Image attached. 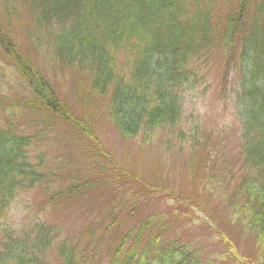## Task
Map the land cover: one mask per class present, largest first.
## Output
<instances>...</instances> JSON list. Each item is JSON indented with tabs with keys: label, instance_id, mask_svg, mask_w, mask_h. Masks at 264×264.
Listing matches in <instances>:
<instances>
[{
	"label": "trees",
	"instance_id": "obj_1",
	"mask_svg": "<svg viewBox=\"0 0 264 264\" xmlns=\"http://www.w3.org/2000/svg\"><path fill=\"white\" fill-rule=\"evenodd\" d=\"M214 60L222 65L218 97L231 103L239 125L240 164L226 176L225 163L204 149L208 136L185 107L187 93L206 81ZM0 68L7 70L0 72V264H214L178 231L165 238L170 225L161 216L125 228L120 211L129 208V215L130 207L124 200L96 230L91 224L62 238L58 227L38 218L23 231L6 224L10 202L37 184L49 205L78 191L84 197L93 188L104 191L110 181L116 186L112 167L95 160L100 178L52 189L54 173L43 171L40 157L32 160L39 136L56 124L70 127L90 154L106 159L90 127L56 92L50 70L70 79L85 75L77 85L83 89L78 106L85 108L87 94L102 99L105 118L123 139L138 136L145 143L161 129L188 138L200 161L210 163L202 189L228 188L229 228L254 241L249 262L264 264V0H0ZM25 119L42 133L20 130L16 121ZM151 188L157 189L149 186L147 194ZM209 224L218 244L217 236L232 239L229 230ZM230 247L223 242V249ZM51 248L54 261L47 259Z\"/></svg>",
	"mask_w": 264,
	"mask_h": 264
},
{
	"label": "rangeland",
	"instance_id": "obj_2",
	"mask_svg": "<svg viewBox=\"0 0 264 264\" xmlns=\"http://www.w3.org/2000/svg\"><path fill=\"white\" fill-rule=\"evenodd\" d=\"M16 35L20 39L19 30ZM209 65L206 81L187 93L185 107L188 115L198 119L208 136L207 142L202 145L204 149L216 152L218 163H225L223 169L226 176V171H236L240 164L237 158L239 125L233 117L231 103L218 97L222 65L217 60ZM5 71L7 70L0 68V72ZM8 77L13 80L12 76ZM49 77L57 90L65 95L63 98L78 121L90 127L96 144L106 154L103 163L106 167H112L111 178L116 179V186L110 181L101 196L92 192L84 197L80 194L83 192L78 191L73 196L49 205L44 197L45 188L38 184L18 193L11 202L6 224L15 230L23 231L33 218L40 217L47 225L58 227L62 238L88 227L89 224H93L96 230L112 206L120 205L124 200L127 202L126 207H130L129 215L127 209L120 211L125 217V228L135 225L147 215H158L170 225L164 233L165 238L174 236L173 233L178 231L179 238L192 241L201 249L203 256L212 258L214 264H239L238 259L242 258L248 264H257L249 262L252 256L254 259V241L237 232L235 228L232 227L233 232L229 228L230 213L225 201L228 188L221 191L224 186H218L214 192L202 189V179L209 170L210 163L200 161L188 138L182 141L180 137L171 136L161 129L155 130L150 140L145 143L138 136L133 139H121L117 130L112 128L105 118V102L102 99L87 94L85 108L78 106L83 89H78L77 85L80 80L86 79L85 75L74 74L70 79L67 72L50 70ZM1 80L5 82L4 78ZM16 122L20 130L27 134L42 133V127L30 119ZM43 132L45 135L39 136L31 157L34 161L37 156L40 157L43 171L56 175L53 177L55 179L49 182L52 189H61L69 183L71 185V182L82 183L101 177L96 173L95 161L90 156L86 142L78 138L70 127L56 124ZM189 169H194L197 173L194 175L193 170ZM117 170L122 175H118ZM144 185L146 187L142 189ZM149 186L157 189L151 188L147 194ZM186 202L192 204L187 210L183 207ZM202 203H206L207 208L201 206ZM209 223L219 225L218 229L229 230L234 242L230 236L223 234L225 237L216 235L218 244L213 234L216 228L211 227ZM222 241L226 246L230 244L231 249H223ZM110 243L105 242L103 246ZM103 249L106 250L107 247ZM223 250L233 258L226 256L224 259L221 255ZM220 258L224 260L221 261ZM47 259L54 261L53 248L48 251Z\"/></svg>",
	"mask_w": 264,
	"mask_h": 264
}]
</instances>
